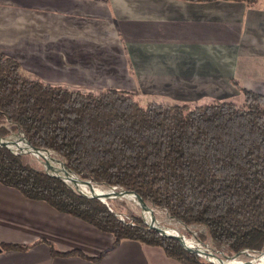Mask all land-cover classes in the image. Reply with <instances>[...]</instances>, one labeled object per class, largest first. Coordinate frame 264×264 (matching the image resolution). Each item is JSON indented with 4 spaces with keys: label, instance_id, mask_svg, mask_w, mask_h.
I'll return each mask as SVG.
<instances>
[{
    "label": "trees",
    "instance_id": "16d2710c",
    "mask_svg": "<svg viewBox=\"0 0 264 264\" xmlns=\"http://www.w3.org/2000/svg\"><path fill=\"white\" fill-rule=\"evenodd\" d=\"M210 2L214 0H184ZM254 4L259 0H225ZM241 102L151 101L115 88L69 89L25 74L0 51V136L22 131L35 147L61 157L83 179L139 193L186 225L203 226L227 255L264 248V96L232 80ZM0 183L110 233L159 246L181 264H212L176 238L149 229L140 215L80 196L38 163L0 147ZM52 256H79V250ZM25 250L29 245L0 244Z\"/></svg>",
    "mask_w": 264,
    "mask_h": 264
},
{
    "label": "crops",
    "instance_id": "0c3cea01",
    "mask_svg": "<svg viewBox=\"0 0 264 264\" xmlns=\"http://www.w3.org/2000/svg\"><path fill=\"white\" fill-rule=\"evenodd\" d=\"M0 51L44 82L147 103L231 99L232 80L264 96V0H0ZM45 241L102 256H52ZM113 241L0 183V244L29 245L0 247V264H181L159 246Z\"/></svg>",
    "mask_w": 264,
    "mask_h": 264
},
{
    "label": "water",
    "instance_id": "95a60500",
    "mask_svg": "<svg viewBox=\"0 0 264 264\" xmlns=\"http://www.w3.org/2000/svg\"><path fill=\"white\" fill-rule=\"evenodd\" d=\"M11 135H13V136H11ZM12 137L20 139L23 142V145L22 146L21 145L13 146L4 140L7 138H12ZM0 147H5V148L9 149L11 152H13L14 154L33 156V158L38 160L43 165L42 169L46 174L53 176V177L60 178L65 184H67L70 188H72L76 194H78L80 196H84V197L91 198V199H98L105 204H108L109 199L123 198L125 196H132L134 198L133 201L136 204H138V206L140 207V210L142 212L141 217L149 229L156 230L162 236L176 238L179 241L180 245L186 251L191 252V253H195V254L203 257L205 260L213 263V264H226V263H224L223 259L236 258L242 252L249 250V249H242V250L238 251L237 253H234L231 256H228V255H225L222 253V255H221L223 257L222 258V257H219L216 253H213L212 251H206L201 247H194L190 244H187L184 241V238L182 237V235H180L177 231L173 232L172 230H170L168 228L161 227V226L154 223L153 211L147 205V203L144 201V199L142 198V196L139 193H137L136 191H133V190H127V189H123V188L117 187V186H109V185H106L104 183H98L96 181H92L89 179L80 178V176L77 173H75L73 170L69 169L66 166L64 160L61 157H59L58 155L57 156L59 158L52 157V156H50V152H51L50 150H48L46 148L32 146L28 142V140L26 139V137L24 136L22 131L18 130L17 132H13L7 136H4V137L0 136ZM52 162L55 164H58L59 166L52 164ZM64 174H66V176H64ZM96 184L105 185L107 192L104 194H96L94 192V190L97 188V187H95ZM82 186L86 187L88 189L89 193L84 192L81 188ZM145 212H149V214H150L149 218H147L145 216ZM252 252L257 253V255L259 256L260 254L264 253V250L252 251ZM245 264H254V263H249V261H248V262H245ZM257 264H264V260H261Z\"/></svg>",
    "mask_w": 264,
    "mask_h": 264
},
{
    "label": "rangeland",
    "instance_id": "374dc122",
    "mask_svg": "<svg viewBox=\"0 0 264 264\" xmlns=\"http://www.w3.org/2000/svg\"><path fill=\"white\" fill-rule=\"evenodd\" d=\"M92 92H94V91H92ZM133 93L137 94L135 96V98L142 105H145L148 102V100H150V96H148V95L140 94L139 92H133ZM231 99L236 103H240L241 102L240 93L238 96H235ZM193 101H196V102H192L191 106H195V105H199V104L203 103L200 100L199 101L193 100ZM11 136H13V135H11ZM13 138H15V137H13ZM50 155L52 157L59 158L52 151L50 152ZM28 157L30 158V160H32V162L34 161V162L38 163L39 166L41 168H43V165L38 160L33 158V156L29 155ZM52 164H55V163L52 162ZM55 165H57V164H55ZM95 187L106 188V186L102 185V184H96ZM108 204H111L113 208H115L116 210H119V212H116V213H118V215H120V216L129 217L130 214L142 216V212L140 210V207L138 206V204H136L131 199H129V200L124 199V198L109 199ZM147 205L153 211V218H154L155 224H157L161 227L168 228V229L172 230L173 232H176V231L179 232V234L182 235V237L184 238V241L187 244H190L194 247H201L206 251H212L213 253H216L219 257H222L221 256L222 253L227 255L226 252L222 251L221 249H217L213 245V242L211 241L210 237L207 236L206 230L203 226L186 225L183 222H180V221L170 217L168 212L165 209L157 208V207H154L150 204H147ZM147 214L150 215L149 212H147ZM262 250H264V248ZM262 250H250L249 249V250H246V251L242 252L241 254H239V256H237L236 258L240 259L242 261L248 260L251 256L256 258V257H258L257 253L252 252V251H262ZM241 255H242V257H241ZM228 256H231V255H228ZM223 260H224V263H226V261L230 260V259H223ZM207 262H209V261H207ZM226 264H229V263H226Z\"/></svg>",
    "mask_w": 264,
    "mask_h": 264
},
{
    "label": "bare ground",
    "instance_id": "6f19581e",
    "mask_svg": "<svg viewBox=\"0 0 264 264\" xmlns=\"http://www.w3.org/2000/svg\"><path fill=\"white\" fill-rule=\"evenodd\" d=\"M5 141H7L8 143H10L11 145H13V146H15V145H23V142L20 140V139H17V138H7V139H4ZM51 156V155H50ZM57 166H59L58 164H57ZM64 176H66V174H64ZM82 188V190L84 191V192H88V189L86 188V187H81ZM94 192L96 193V194H104V193H106L107 191H106V188H96L95 190H94ZM89 193V192H88ZM124 199H131V200H134V198L132 197V196H125V197H123ZM147 214V212H145V216L147 217V218H149V216L150 215H146ZM179 233V232H178ZM251 254V253H250ZM241 257H242V255H241ZM261 260H264V253H262V254H260L258 257H256V258H254V257H250L248 260H246V261H242V260H240V259H237V258H234V259H230V260H227L226 261V263H229V264H245V262H248L249 261V263H254V264H256V263H258V262H260Z\"/></svg>",
    "mask_w": 264,
    "mask_h": 264
}]
</instances>
